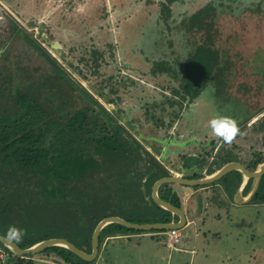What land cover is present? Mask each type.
Listing matches in <instances>:
<instances>
[{
    "label": "rangeland",
    "instance_id": "1",
    "mask_svg": "<svg viewBox=\"0 0 264 264\" xmlns=\"http://www.w3.org/2000/svg\"><path fill=\"white\" fill-rule=\"evenodd\" d=\"M207 3L217 8L222 82L217 78L204 85L190 103L163 106L166 97L178 101L173 89L180 79L158 67L153 72L154 64L164 60L183 73L193 44L182 20ZM54 61L75 86L76 106L100 103L154 154L148 146L152 135L167 144L185 143L174 158V171L187 151L202 156L205 167L219 150L247 162L254 150L264 149V131L257 130L264 119H256L264 112V0H0V68L14 81L22 73L48 77ZM218 117L236 121L239 131L231 143L213 134L210 121ZM213 140L220 141L216 147ZM245 181L243 176L240 186ZM214 187L221 188L229 206L209 201L210 196L215 201L217 190L207 188L201 200L205 224L180 229L186 246L197 230L198 241L207 239L191 262L188 252L142 235L103 242L96 264H264V203L233 204L221 184ZM250 191L242 190L243 197ZM5 254L0 250L1 260ZM33 259L35 264H64L53 254Z\"/></svg>",
    "mask_w": 264,
    "mask_h": 264
},
{
    "label": "trees",
    "instance_id": "2",
    "mask_svg": "<svg viewBox=\"0 0 264 264\" xmlns=\"http://www.w3.org/2000/svg\"><path fill=\"white\" fill-rule=\"evenodd\" d=\"M216 18L213 3L183 18L182 26L193 46L184 60L182 74L169 67L167 61L154 64L153 72L166 70L180 79L173 89L178 101L166 97L163 106L192 101L204 85L217 78L218 83L222 82ZM53 67L48 77L22 73L21 80L15 81L0 68V234L8 237L9 229L15 227L21 230L22 238L19 242L13 240L23 248L50 237H64L91 252L93 230L104 217L118 215L137 223L170 222L173 214L151 198L154 181L172 174L168 167L100 103L97 107L76 106L75 86L55 61ZM80 91L85 92L82 88ZM178 114L175 112L174 119ZM262 119L264 115L257 121ZM263 124L257 130L264 131ZM148 139L155 150L161 147L163 139L159 141L153 135ZM219 142L213 140L212 144L216 147ZM221 153L217 151L206 174L230 161H239L252 171L264 162V149L254 150L247 162L234 154ZM202 176L193 173L185 177ZM242 180V173L235 170L202 187H211L214 193L217 190L215 201L212 196L209 201L221 208L228 202L221 188L214 186L221 184L232 197ZM252 182L251 178L246 180L244 194L251 190ZM202 187L164 183L158 192L162 199L183 208L182 190ZM250 200L264 203V174ZM147 232L157 239H167V230L138 231L110 223L100 232L98 254L107 237ZM0 250L6 253L0 264H35L33 256L42 253L53 254L64 264H96L98 259L84 260L57 245L23 256L15 255L1 242Z\"/></svg>",
    "mask_w": 264,
    "mask_h": 264
},
{
    "label": "water",
    "instance_id": "3",
    "mask_svg": "<svg viewBox=\"0 0 264 264\" xmlns=\"http://www.w3.org/2000/svg\"><path fill=\"white\" fill-rule=\"evenodd\" d=\"M264 115L262 112L261 116ZM260 116V117H261ZM257 117L256 119L260 118ZM239 171L242 175L247 179L251 178L254 181L253 187L250 191L248 197L244 198L238 189L236 191V201L237 203H243L251 199L255 190L258 187L259 180L261 176L264 174V162L260 163L255 170H249L239 161H230L214 172L210 174H206L202 177L197 178H188L182 175L170 174L167 176H162L154 181L151 186V198L152 200L159 206L164 209L169 210L173 214V219L170 222H152V223H137L126 220L125 218L118 215H111L102 218L96 225L93 230L92 238H91V252H86L83 249L76 246L74 243L69 241L64 237H50L47 239H43L32 246L29 247H20L14 240H10L8 237L0 234V242L7 246L15 255L23 256L27 254H35L43 251L47 247L50 246H63L74 252L80 258L92 261L97 258L99 253V237L101 230L110 223H120L128 228L138 230V231H152V230H169L173 228L182 229L186 225V215L184 210L181 207L175 206L172 203L162 199L159 195L158 189L160 185L164 183H179L183 185L189 186H205L211 184L220 178H222L225 174L231 171ZM144 190L145 187L143 186Z\"/></svg>",
    "mask_w": 264,
    "mask_h": 264
},
{
    "label": "crops",
    "instance_id": "4",
    "mask_svg": "<svg viewBox=\"0 0 264 264\" xmlns=\"http://www.w3.org/2000/svg\"><path fill=\"white\" fill-rule=\"evenodd\" d=\"M207 85V84H206ZM190 102H192V101H189V103ZM148 145H150V146H152V144L150 143V144H148ZM160 145H161V147L159 148V149H157L156 151H157V153L155 154L156 155V157L159 159V160H161L167 167H168V169L170 170V172L171 173H173V174H177V175H182V176H186V175H190V174H193V173H201V174H204V175H206V169H207V167H208V165L207 166H205V167H203V162H204V160L203 159H201L202 158V156H199V157H197V155L196 154H194V153H192V152H190V151H187V149H185V151H187L188 153H187V158L188 157H190V155L191 154H194L195 155V159L193 160V161H191V162H189V161H187V158L184 160L185 162H184V164H181V165H179V166H177L176 165V169L177 170H172L173 168V165H175L174 163H175V156L176 155H178L179 153H182V152H184V151H182V149H180V147L182 148V147H185L186 146V144L185 143H170V144H167V143H165V140L164 141H162V142H160ZM166 145L169 147L168 148V153H165V147H166ZM176 148H175V147ZM174 147V148H173ZM160 156V157H159ZM175 158V159H174ZM179 159V158H178ZM211 159H213V156H211ZM210 159V160H211ZM244 182V181H243ZM246 182V181H245ZM179 184V183H178ZM245 184V183H244ZM243 186L244 185H242V186H240L238 189L240 190V193L242 194V189H243ZM237 189V190H238ZM183 191V200H184V206H183V210H184V212H185V215H186V225L184 226V228H188V227H191V226H193L194 225V223H197V221H201L202 222V224L204 225L205 224V222H204V220H203V218L204 217H202V215H203V212H201V211H203L202 209L204 208L205 209V204H203V202H201V200L203 199V198H205V197H207L208 196V190H207V188L206 187H202V188H199V189H196V190H194V189H192V190H190V191H188V189H183L182 190ZM207 193V194H206ZM199 194H201V196H199ZM236 192H235V194L230 198V201L234 204H236L237 203V201H236ZM243 196V195H242ZM244 198H246V197H244ZM206 199V198H205ZM229 199V198H228ZM234 199H235V201H234ZM238 204H241V203H238ZM205 205V206H204ZM204 206V207H203ZM204 216V215H203ZM178 229V228H177ZM179 230V233H180V229H178ZM201 230H197V233H195L194 234V236H193V239H192V244H190V246H186V242L185 241H183V243H182V240L178 243V244H176V245H174V246H172L170 243H169V237H168V234H167V239L166 240H162V239H158V240H160L161 242L163 241V244L165 243L166 244V246H168V248L170 249L171 248V250H174V251H184L185 253H189L190 254V260H189V262H191L192 261V259L194 260V257H196V256H198V255H200L201 254V252H202V249H204L205 248V243L207 242L206 240V237L204 238L203 237V242H201V241H198V240H200V234H198V232H200ZM209 230H206V231H204L203 233H204V236L206 235V232H208ZM195 232V231H194ZM142 235H148V236H150L151 238H156V237H154L153 235V233H150V232H147V233H141V234H130V235H120V236H111V237H107V238H105V240H104V243H108V241L110 240V239H114V238H121V237H128V238H131V237H137V236H142ZM158 236V235H157ZM161 236V235H160ZM180 236H181V233H180ZM188 239V238H187ZM186 239V240H187ZM196 240L198 241V242H196ZM204 240L206 241V242H204ZM193 241H195L194 243H193ZM101 251H102V248H101ZM194 252V253H193ZM200 253V254H199ZM100 254H101V252H100ZM100 254H98V258H99V256H100Z\"/></svg>",
    "mask_w": 264,
    "mask_h": 264
},
{
    "label": "clouds",
    "instance_id": "5",
    "mask_svg": "<svg viewBox=\"0 0 264 264\" xmlns=\"http://www.w3.org/2000/svg\"><path fill=\"white\" fill-rule=\"evenodd\" d=\"M210 127L214 135L221 137L226 143H231L239 129L236 121L229 117H218L210 121ZM10 240L19 242L22 238L20 229L11 227L8 232Z\"/></svg>",
    "mask_w": 264,
    "mask_h": 264
},
{
    "label": "built area",
    "instance_id": "6",
    "mask_svg": "<svg viewBox=\"0 0 264 264\" xmlns=\"http://www.w3.org/2000/svg\"><path fill=\"white\" fill-rule=\"evenodd\" d=\"M169 236V243L174 246L181 241V236L177 228L169 229L166 232Z\"/></svg>",
    "mask_w": 264,
    "mask_h": 264
}]
</instances>
